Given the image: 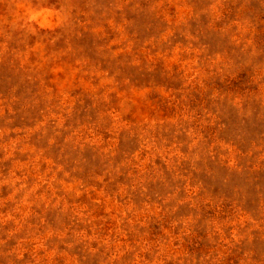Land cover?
<instances>
[{
    "label": "rangeland",
    "instance_id": "374dc122",
    "mask_svg": "<svg viewBox=\"0 0 264 264\" xmlns=\"http://www.w3.org/2000/svg\"><path fill=\"white\" fill-rule=\"evenodd\" d=\"M0 264H264V0H0Z\"/></svg>",
    "mask_w": 264,
    "mask_h": 264
},
{
    "label": "clouds",
    "instance_id": "9594fccd",
    "mask_svg": "<svg viewBox=\"0 0 264 264\" xmlns=\"http://www.w3.org/2000/svg\"><path fill=\"white\" fill-rule=\"evenodd\" d=\"M35 15H40V13H36ZM35 15H33L32 17H30V19H35Z\"/></svg>",
    "mask_w": 264,
    "mask_h": 264
}]
</instances>
